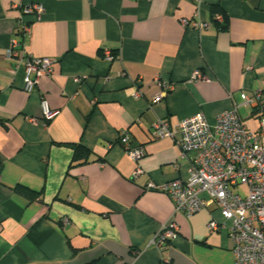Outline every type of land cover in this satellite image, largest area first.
I'll use <instances>...</instances> for the list:
<instances>
[{
    "label": "crops",
    "instance_id": "0c3cea01",
    "mask_svg": "<svg viewBox=\"0 0 264 264\" xmlns=\"http://www.w3.org/2000/svg\"><path fill=\"white\" fill-rule=\"evenodd\" d=\"M25 2H40L45 12L40 19L23 14L30 26L24 37L21 9L0 0V264H234L228 229L209 226L224 220L214 204L187 217L175 213L168 194L146 189L150 181L186 179L192 160L174 137L150 133L156 119L177 125L200 111L214 124L236 104L258 128L241 92L264 94V0ZM183 18L211 26L198 29ZM14 38L28 53L57 60L31 92L24 67L6 57ZM196 69L209 79L190 82ZM158 76L174 89L152 103ZM43 98L59 110L50 120ZM122 128L145 148L139 160L118 142ZM71 143L90 149L89 160L73 163ZM138 167L143 172L134 176ZM171 219L178 235L159 249L151 239Z\"/></svg>",
    "mask_w": 264,
    "mask_h": 264
},
{
    "label": "built area",
    "instance_id": "2783aa9c",
    "mask_svg": "<svg viewBox=\"0 0 264 264\" xmlns=\"http://www.w3.org/2000/svg\"><path fill=\"white\" fill-rule=\"evenodd\" d=\"M12 6L21 9L17 32L25 37L30 26L23 14H34L40 19L45 6L25 0H12ZM215 19L223 23L225 16L218 12ZM181 21L198 29L211 26L210 22L201 18H183ZM6 57L17 66L24 67L23 87L28 92L34 90L42 76L54 73L57 62L51 57H36L28 53L17 38L7 49ZM114 57L111 50L106 51V60L111 61ZM202 79L209 77L203 70L196 69L189 81ZM154 82L158 92L151 101L157 103L174 89V83L160 76ZM140 95V90L134 93L136 97ZM241 98L243 104L255 110L257 129L245 123L238 104L218 114L214 124L208 121L203 111L184 118L177 125H172L167 119H156L151 127V137H174L181 148V156L187 157L191 153L192 160L186 179L175 178L163 183L150 181L146 189L168 194L174 203L175 213H183L187 217L214 204L224 220L214 218L209 226L213 231L228 229L233 241L234 264H264V94L261 91H242ZM41 107L45 120L59 113L45 98L41 100ZM118 142L134 160H139L145 153L142 145L133 144L129 128L119 130ZM142 172L138 167L134 176ZM241 185L247 186L245 193L236 189ZM202 193H207L208 197H203ZM65 222L69 223V220L66 218ZM178 231V223L171 219L155 233L151 244L161 249L174 240ZM159 264L173 263L168 258H162Z\"/></svg>",
    "mask_w": 264,
    "mask_h": 264
},
{
    "label": "trees",
    "instance_id": "16d2710c",
    "mask_svg": "<svg viewBox=\"0 0 264 264\" xmlns=\"http://www.w3.org/2000/svg\"><path fill=\"white\" fill-rule=\"evenodd\" d=\"M71 146L74 149L73 163L86 162L92 155V151L81 143H71ZM16 190L18 193L26 196L30 200H33L37 197V193L27 187L18 186Z\"/></svg>",
    "mask_w": 264,
    "mask_h": 264
},
{
    "label": "rangeland",
    "instance_id": "374dc122",
    "mask_svg": "<svg viewBox=\"0 0 264 264\" xmlns=\"http://www.w3.org/2000/svg\"><path fill=\"white\" fill-rule=\"evenodd\" d=\"M242 192H243V193H245V192H246V190H243Z\"/></svg>",
    "mask_w": 264,
    "mask_h": 264
}]
</instances>
